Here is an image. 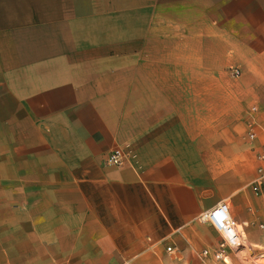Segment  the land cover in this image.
I'll use <instances>...</instances> for the list:
<instances>
[{
    "label": "crops",
    "instance_id": "0c3cea01",
    "mask_svg": "<svg viewBox=\"0 0 264 264\" xmlns=\"http://www.w3.org/2000/svg\"><path fill=\"white\" fill-rule=\"evenodd\" d=\"M262 142L264 0H0V264H246Z\"/></svg>",
    "mask_w": 264,
    "mask_h": 264
},
{
    "label": "built area",
    "instance_id": "2783aa9c",
    "mask_svg": "<svg viewBox=\"0 0 264 264\" xmlns=\"http://www.w3.org/2000/svg\"><path fill=\"white\" fill-rule=\"evenodd\" d=\"M256 133L254 130H249L247 138L254 140ZM258 159L264 161V142L259 144L256 152ZM131 153L124 147H117L111 150L105 159L106 165L121 166L130 162ZM264 180V169L258 168V174L251 182L253 190L257 191L258 187ZM198 220L209 224L217 233L218 241L214 246L205 247L199 252L200 260L209 264L216 262L222 264H231V253L235 252L241 244V234L238 229V223L233 218L227 202L222 201L212 208L203 210L198 215ZM167 250L172 251V247L168 246ZM255 261L251 264H260L257 260H264V248H260L256 253Z\"/></svg>",
    "mask_w": 264,
    "mask_h": 264
},
{
    "label": "rangeland",
    "instance_id": "374dc122",
    "mask_svg": "<svg viewBox=\"0 0 264 264\" xmlns=\"http://www.w3.org/2000/svg\"><path fill=\"white\" fill-rule=\"evenodd\" d=\"M256 257V256H255ZM254 258V257H252ZM251 257L247 258L249 262H247L246 264H251V262L255 261L254 259H252ZM256 262H259L260 264H264V260H257Z\"/></svg>",
    "mask_w": 264,
    "mask_h": 264
}]
</instances>
